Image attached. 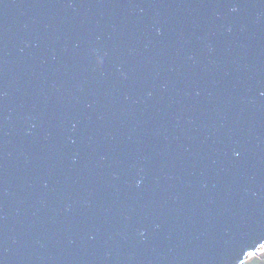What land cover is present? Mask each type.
I'll return each instance as SVG.
<instances>
[{
  "label": "water",
  "instance_id": "95a60500",
  "mask_svg": "<svg viewBox=\"0 0 264 264\" xmlns=\"http://www.w3.org/2000/svg\"><path fill=\"white\" fill-rule=\"evenodd\" d=\"M263 246L264 0H0V264Z\"/></svg>",
  "mask_w": 264,
  "mask_h": 264
},
{
  "label": "rangeland",
  "instance_id": "374dc122",
  "mask_svg": "<svg viewBox=\"0 0 264 264\" xmlns=\"http://www.w3.org/2000/svg\"><path fill=\"white\" fill-rule=\"evenodd\" d=\"M244 264H264V246L257 252L250 253Z\"/></svg>",
  "mask_w": 264,
  "mask_h": 264
}]
</instances>
